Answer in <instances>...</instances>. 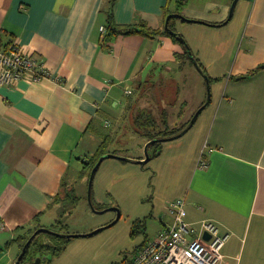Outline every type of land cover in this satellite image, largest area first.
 <instances>
[{"label": "crops", "instance_id": "0c3cea01", "mask_svg": "<svg viewBox=\"0 0 264 264\" xmlns=\"http://www.w3.org/2000/svg\"><path fill=\"white\" fill-rule=\"evenodd\" d=\"M233 1L0 0V40L17 39L52 75L0 85V264H13L23 235L54 230L72 212L90 181L87 163L103 145L113 152L130 104L150 106L147 92L131 99L134 85L189 73L200 86L202 72L187 46L164 32L173 13L186 17L171 23L207 70L214 93L189 131L163 139L159 154L154 145L152 159L161 165L167 155L182 156L172 199H186L190 222L213 219L230 233L227 264H264V0H239L230 18ZM142 25L160 33L127 31ZM155 105L148 132L177 129L194 117L182 107L168 111L167 103L160 112ZM144 141L142 153L127 157L143 160L150 142ZM202 157L207 168L199 167ZM105 164L142 165L114 157ZM160 217V228L171 220L168 212ZM66 247L53 264H76L64 263Z\"/></svg>", "mask_w": 264, "mask_h": 264}, {"label": "rangeland", "instance_id": "374dc122", "mask_svg": "<svg viewBox=\"0 0 264 264\" xmlns=\"http://www.w3.org/2000/svg\"><path fill=\"white\" fill-rule=\"evenodd\" d=\"M195 69L199 76V68ZM205 74L207 75V70ZM154 77L158 80L161 77L160 73L154 74ZM162 77L164 78V74ZM199 78L200 86L189 73L176 74L171 80H160L156 84L150 82L147 85L146 83L134 85L135 93L131 99H135L141 91L144 94L147 92L149 95L147 102L150 106L141 101L136 104L130 102L127 115L123 117L127 120L126 126L115 133L116 137L110 146L113 152L109 153L125 157L136 152L142 153L146 135L142 136L141 132H148L144 130L145 127H149L145 121H148L146 119L151 114L152 107L157 108L155 104L159 105L160 112H165V104L168 103L170 105L168 111L182 107L185 115L188 117L190 114L194 115L203 105L200 106L199 102L204 99L207 101L208 92L210 91V98L214 93L212 80L208 85L204 74L201 73ZM157 94L159 96H156ZM165 101L167 103L164 104ZM170 115L168 114L169 117ZM165 118L166 115L163 119ZM136 128L141 131H137ZM155 149L154 145L149 147L148 152L151 156L156 153ZM181 157L167 155L161 165L152 159L144 165L133 167L132 170L108 168L106 164L100 167L94 176L92 186L90 187L89 181L86 191H79L78 195L82 198L76 204L72 202L71 205H74L72 212L60 218L62 223L56 225V229L63 234L77 235L89 234L100 227L105 228L89 237L73 238L69 245L66 243L67 250L62 256L64 263L76 260V264H123L126 259H132L137 245L142 243L147 235L152 239L158 234L160 216L167 213L166 205L174 198ZM120 213L121 217L118 219ZM43 236L44 233L38 239L42 241ZM59 241L60 246L64 245L65 240ZM14 249L18 252L16 260L22 249L18 246ZM29 250L22 264H53L52 262L57 259L49 251L36 250L34 244ZM38 259L43 260L39 262Z\"/></svg>", "mask_w": 264, "mask_h": 264}, {"label": "built area", "instance_id": "2783aa9c", "mask_svg": "<svg viewBox=\"0 0 264 264\" xmlns=\"http://www.w3.org/2000/svg\"><path fill=\"white\" fill-rule=\"evenodd\" d=\"M106 30V26L101 28L103 33ZM1 34L0 29V37ZM50 76L49 67L22 50L17 39L9 43L0 40V85L13 86L24 78L37 82ZM131 92L129 89L128 94ZM199 161L201 169L209 166L206 158ZM166 209L171 215L170 222L154 238L141 244L133 258L123 264H227L223 249L230 233L225 234L217 221L205 218L198 224L190 222L184 197L169 200Z\"/></svg>", "mask_w": 264, "mask_h": 264}, {"label": "trees", "instance_id": "16d2710c", "mask_svg": "<svg viewBox=\"0 0 264 264\" xmlns=\"http://www.w3.org/2000/svg\"><path fill=\"white\" fill-rule=\"evenodd\" d=\"M185 3V0H179V4L180 5H183ZM174 18V17H173ZM173 18H171V20H170V24H169V27H170V29H165V33L166 34H168V35H171L173 38H175L177 41H180L179 39H178V37H177V34H175V33H172L171 31H176L175 30V28H174V25L171 23V21L173 20ZM143 27L139 30H137V28H130L129 30H127L128 32H141V33H143V34H145L146 36H150V35H152V34H158V33H160V31H157V30H152L151 28H149V27H147L146 25H142ZM197 61H199V60H197ZM200 63V62H199ZM200 65H201V63H200ZM258 70V69H257ZM256 70V71H257ZM256 71H253V72H251L250 74H254V73H256ZM210 80H212L211 78H210ZM146 120H148V121H145V123H148L149 124V126L150 127H154V118L152 117V115L150 114L149 116H148V118L146 119ZM186 126H187V124H185V125H183V126H180V127H178L177 129H170L169 127H168V125H166V129H164V130H160V129H158V128H153L154 130L153 131H149L148 133L147 132H144V134L146 135V138H147V140H149V141H153V140H155L156 138H160L159 140H157V141H155V143L153 144V145H157V150H156V152L158 151V150H160L161 149V141H163V139H166V137L167 136H174V135H177L178 133H180V132H182L185 128H186ZM141 130V129H140ZM106 154H108L107 153V150H106V146H101L98 150H97V152L95 153V155H94V157L87 163V169H88V171H89V175H91V172H92V170L96 167V165H97V162L100 160V158L102 157V156H104V155H106ZM158 154V153H157ZM62 223V222H61ZM40 228H36L35 230H33V231H31V234H27V235H23L20 239H22L21 240V249L25 246V244L30 240V238H31V236L36 232V231H38ZM49 229H51V228H49ZM52 231H56V232H58V233H61V232H59V231H57V230H53V229H51ZM42 233H44V235H47L48 237H50V238H52L53 240L55 239L56 241H58V242H56V243H54V244H49V243H46L45 242V240L44 239H42V241L40 240V239H38V237L40 236V235H42ZM63 234V233H62ZM61 239H63V240H65L64 241V245H61L60 246V244H59V242H61V241H59V240H61ZM71 239H73V237H62V236H60V235H58V234H51V233H48V232H44V231H42V232H40V233H38L35 237H34V240L32 241V243H31V245L32 244H34V246H35V249L36 250H38V251H43V250H45V251H49V252H51L52 254H53V256H55V255H58V254H60V253H62L64 250H65V247H66V243L69 241V240H71ZM31 245L29 246V248H28V251H27V253H26V255L24 256V258L20 261V264H22V263H24V261H25V259L27 258V255H28V253L30 252V248H31Z\"/></svg>", "mask_w": 264, "mask_h": 264}, {"label": "water", "instance_id": "95a60500", "mask_svg": "<svg viewBox=\"0 0 264 264\" xmlns=\"http://www.w3.org/2000/svg\"><path fill=\"white\" fill-rule=\"evenodd\" d=\"M239 0H234V2H233V4H232V7H231V9H232V11H231V14H230V18H231V16L233 15V12H234V8H235V6H236V4H237V2H238ZM173 17H180V18H182V19H186V17L184 16V15H182L181 13L179 14V13H173V14H171V15H169L168 16V18H167V21H166V23H167V25H166V29H170V27H169V22H170V20H171V18H173ZM188 20H190V19H188ZM172 33H175V34H177V37H178V39L180 40V42L184 45V46H187V50H188V54H189V57H191V59H192V61H193V63H194V65H195V67L196 68H199V70L202 72V74H204V77H205V80H207V83H208V85H209V82L211 81V80H209V77H208V75H206L205 74V70L201 67V65H200V63H199V61H197V59H196V57H194V55H193V52L191 51V48H190V46L188 45V43H187V41H186V39L184 38V36L182 35V34H180V33H178L177 31H171ZM263 66V68H264V65H262ZM208 88H209V86H208ZM209 91V90H208ZM210 92V91H209ZM209 92H208V98H207V101H205V103L206 104H204L195 114H194V117L191 119V121L189 122V124L186 126V128L182 131V132H180L179 133V135H182V134H184V133H186L187 131H189V129L190 128H192V126H193V124L195 123V121L197 120V118L200 116L199 114H200V112L203 110V108L206 106V105H208L209 104V102H210V100H211V95L209 94ZM160 138H156L155 140H153V141H150L149 143H147L146 144V146H145V157H144V159L143 160H141V159H135V158H132V159H130V158H128V157H125V156H122V155H117V154H115V153H109V154H106V155H104V156H102L101 158H100V160L97 162V165H96V167L92 170V172H91V175H90V187L92 186V183H93V181H94V176H95V174L97 173V171H98V169H99V167H100V164L102 163V161L103 160H105V159H107V158H109V157H114V158H118V159H124V160H127V161H130V162H136V163H139V164H143L144 165V163H146V162H148V161H150L153 157L150 155V153L148 152V149H149V147L151 146V145H153L154 143H155V141H157V140H159ZM161 151L160 150H158L157 151V153L159 154ZM121 217V213L119 214V216H118V219ZM115 221H117V219L115 220ZM114 221V222H115ZM113 222V223H114ZM107 227V226H106ZM103 228H105V227H100V229H97V230H94V231H92V232H90L89 234H68V233H65V234H62V233H58V232H56V231H52L51 229H49V228H46V227H42V228H40L38 231H36L32 236H31V238H30V240L25 244V246L22 248V252L20 253V255L18 256V258L13 262V264H20V261L24 258V256L26 255V253H27V251H28V248H29V246L31 245V243H32V241L34 240V237L38 234V233H40V232H42V231H44V232H48V233H51V234H58V235H60V236H62V237H73V238H77V237H79V236H82V237H89L90 235H94V234H96V233H98V232H100V230H102ZM208 238H209V236L208 235H206ZM42 260L43 259H38V261L39 262H42Z\"/></svg>", "mask_w": 264, "mask_h": 264}, {"label": "flooded vegetation", "instance_id": "af4514ba", "mask_svg": "<svg viewBox=\"0 0 264 264\" xmlns=\"http://www.w3.org/2000/svg\"><path fill=\"white\" fill-rule=\"evenodd\" d=\"M204 104H206V103L204 102Z\"/></svg>", "mask_w": 264, "mask_h": 264}]
</instances>
